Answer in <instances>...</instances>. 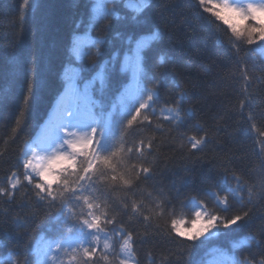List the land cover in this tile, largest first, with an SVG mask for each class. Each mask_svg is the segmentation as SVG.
Listing matches in <instances>:
<instances>
[{"label": "snow or ice", "instance_id": "obj_1", "mask_svg": "<svg viewBox=\"0 0 264 264\" xmlns=\"http://www.w3.org/2000/svg\"><path fill=\"white\" fill-rule=\"evenodd\" d=\"M35 3L36 0H22L21 22L27 21ZM82 3L84 11L78 13L65 49L69 64L61 76L62 91L45 129V140L26 146L27 150L21 154L22 174L13 171L0 185V202L15 205L21 211L40 209L39 213L31 211L12 217L18 228L25 229L9 235L20 251L9 249L0 264H30V255L36 257L35 264H65V256L69 258L68 264H139L138 245L161 246L165 242L174 243L175 252L162 251L158 262L149 253V264H173V258L176 264L182 261L264 264V213L253 214L254 209L264 206V130L258 128L249 110L253 84L264 80V76L254 75L257 51L264 60V43H261L264 42V0H197L201 17L209 13L210 17L205 19L218 32H231L226 36V46L234 71L216 74V79L210 82L209 94L226 97L229 93L225 89L232 83L239 84L235 94L239 97L240 121L248 123L256 133L254 153L259 165L256 178L249 183L230 167L232 157H213V166L222 175L204 193L208 200L192 196L181 203L182 209H188L190 221L176 218L175 205L162 187L155 196L152 192L140 193L142 198L135 199L141 184L155 179L158 163L155 153L162 145H170L174 152L187 148L190 159L205 151L213 138L210 131L215 133L222 122L226 123L225 115L218 113L212 117L211 129L199 123L193 125L199 135L181 131L195 116V111L185 104L200 85L192 79L181 81L175 77L169 82L162 71L169 65L176 71L170 48L164 46L166 38L167 45H173L175 36L163 25L170 22L167 13L177 5L172 0H82ZM230 16L254 23L241 31L231 23ZM184 19L192 25L189 14ZM217 21L227 25V29H221ZM38 23L43 31L47 17L42 16ZM93 32L98 34L93 36ZM220 43L223 45L224 40ZM15 57L13 70L23 69V53L18 52ZM72 63L79 66L72 67ZM27 65L24 107L17 117V128L26 113L31 115L41 86L48 78L36 55L27 59ZM199 70L208 74L211 67L201 63ZM162 89L169 91V97L158 106ZM17 128H13L14 133ZM149 131L153 134L143 135ZM237 132L245 134L243 128ZM130 136L139 138L130 141ZM184 171L192 169L185 164ZM206 179L211 181L212 176ZM117 181L126 195L120 201H113L110 193L117 190ZM28 186L31 194L25 191L17 201V193ZM170 191L179 196L181 188L173 181ZM234 208L239 210L229 214ZM8 214V208L0 211L4 217ZM40 215L44 220L39 219ZM165 216L170 223L166 221L162 225L160 221ZM198 221H203V227L198 230L182 231L179 227L189 222L195 225ZM256 221L260 222L257 231L233 244L231 254L215 248L218 259L210 262L196 259L197 249L213 238L250 228ZM33 224L53 235L41 236L34 247H29L25 237H31L27 229ZM135 224H142L144 230L135 228ZM245 246L248 249L254 246L255 251L237 256L236 251H243Z\"/></svg>", "mask_w": 264, "mask_h": 264}, {"label": "trees", "instance_id": "obj_2", "mask_svg": "<svg viewBox=\"0 0 264 264\" xmlns=\"http://www.w3.org/2000/svg\"><path fill=\"white\" fill-rule=\"evenodd\" d=\"M177 5L170 10L167 15L170 22L163 25L167 32L173 33L175 43L170 48V55L175 60V69L173 65H169L162 71L165 72L167 80L170 82L174 77L181 81L192 79L200 85L194 89L189 97L185 107H191L195 111V116L189 121L185 131L187 135L201 134L197 128L193 127L199 123L205 129H211L213 126L212 117L218 113H222L226 117V123L222 122L219 131L210 135L213 137L211 142L205 148L203 153H196L190 159L187 156V148L183 152L173 151L170 145H162L155 153L157 157V167L155 169V179L142 183L140 189L137 190L135 199H141L140 193L146 194L152 192L155 196L159 188H163L168 197L175 205L177 219L184 218L190 221L191 216L188 209L181 208V203L186 202L192 196L197 199L208 200L204 193L211 189L212 183L220 178L222 172L213 165V157H223L227 159L232 157L231 168L242 179L251 183L256 178V170L259 165V159L254 153L256 148L255 136L248 123H241L238 111V99L235 90L238 89V83H232L225 89L229 93L226 97L212 96L209 94V85L211 81L216 79V74L227 75L234 71V64L229 62V50L226 46V36L231 35L230 30L227 33L218 32L215 25L210 23L207 17L209 13H203L202 9L196 7L197 0H172ZM22 0H0V185L6 182V179L13 171L22 174V153L27 150L26 146H31L35 142V135L41 125L46 122L48 114L53 111L57 104V97L62 91L61 76L64 67L69 64V60L65 55V49L73 31L74 21L78 19V13L84 11L82 0H36L28 12L26 22H21L20 7ZM38 5V6H37ZM189 14L192 18V25L189 26L184 19V15ZM42 16L47 17V24L43 31L40 30L38 21ZM214 20V17L212 18ZM221 29H227L221 21H217ZM254 21L245 20L238 27L239 30L245 31L252 25ZM83 29H81V32ZM98 33L93 32V36ZM224 40V44L220 40ZM264 43V42H261ZM255 47V46H252ZM23 53L24 67L21 70L14 71L13 66L17 62L15 54ZM31 55H36L41 60V68L47 73L45 80L38 93V99L32 109L31 115L26 113L25 118L21 120V125L17 128L16 120L23 109V95L25 94V79L27 70V59ZM256 55V71L255 76H264V60L261 59L259 52ZM82 61L80 63H86ZM201 63L209 64L211 72L204 74L199 70ZM251 64V62H249ZM72 67L79 64L72 63ZM49 68L51 69L49 71ZM159 75V73H157ZM253 99L251 108L249 109L260 130H264V80L254 82L251 89ZM169 97L167 89L161 90L158 106L162 105ZM235 106V107H234ZM247 114V111L246 113ZM26 121V122H25ZM165 127L168 125L165 123ZM13 128H17L14 133ZM238 128L245 130L244 135L238 134ZM151 131L143 135H152ZM159 135V133H156ZM172 135H175L173 131ZM139 137H129V140L138 139ZM151 161L152 157H148ZM187 164L192 171L185 172L184 165ZM145 166H148L147 164ZM211 170V172H210ZM209 175L212 180L206 179ZM176 182V186L181 188L179 196L175 191H170L172 182ZM27 182H25L26 184ZM110 184L112 182H109ZM117 184V190L110 193L113 201H120L126 193L120 190V182ZM30 187L21 189L17 193V201L22 197L23 192L29 191ZM34 204V201H29ZM145 203H148L145 199ZM211 205V201H209ZM8 208L7 217L0 215V259L7 256L9 249L13 252L20 251L15 246V241L9 239V235L14 236L17 232H24L25 229L18 228L12 220L14 215L36 211L38 208H17L15 205L9 206L0 202V211ZM239 210L234 208L232 213ZM264 213V206L254 209V215ZM127 220V216L123 217ZM40 220H44V216H39ZM170 223L167 216L160 223ZM259 221H256L252 227L239 228L231 232L228 236H220L213 238L205 246L197 249L196 259L205 261H213L218 259L215 248L228 251L231 254L233 244H239L246 239L250 232H256ZM191 223H185L183 226L189 227ZM135 228L143 231L142 224H135ZM31 233V237H25L29 240V247H34L41 236L50 238L53 233L43 229L42 226L36 224L30 225L27 229ZM181 239L177 237V240ZM172 250L175 252L174 243L165 242L161 246L154 243L138 245L136 248L137 259L139 264H149L148 255L152 253L153 259L157 262L162 251ZM249 251L246 246L243 251L237 250L236 255L242 257ZM30 264H35L36 257L30 255L28 257ZM65 264H68V257H63ZM74 264V262H73ZM173 264H176L173 258ZM181 264H186L182 261Z\"/></svg>", "mask_w": 264, "mask_h": 264}, {"label": "rangeland", "instance_id": "obj_3", "mask_svg": "<svg viewBox=\"0 0 264 264\" xmlns=\"http://www.w3.org/2000/svg\"><path fill=\"white\" fill-rule=\"evenodd\" d=\"M229 18H230L231 23L236 25L237 28L240 27L245 21V19H243L242 17H237V16H230ZM262 21H264V18H262ZM55 110L51 113L49 119L52 118L53 114L55 113ZM47 126H48V123L41 128V130H40V132H39V134L37 136L36 143L43 142L45 140L44 133H45V129H46ZM179 227L181 228L182 231H189V230L194 231V230H198L201 227H203V221H198L195 225L191 224L189 227H185L183 225H179Z\"/></svg>", "mask_w": 264, "mask_h": 264}]
</instances>
